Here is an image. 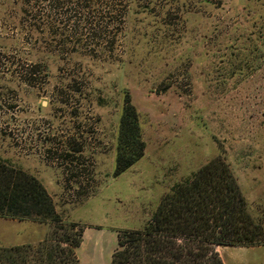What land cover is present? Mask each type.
<instances>
[{
    "label": "rangeland",
    "instance_id": "obj_1",
    "mask_svg": "<svg viewBox=\"0 0 264 264\" xmlns=\"http://www.w3.org/2000/svg\"><path fill=\"white\" fill-rule=\"evenodd\" d=\"M260 30L264 0H0V161L43 184L59 228L76 224L78 264H111L118 232L142 227L214 157L262 232L260 244L217 251L224 264H264ZM232 51L243 67L233 77L220 65ZM126 95L145 151L115 175ZM53 228L0 217V246L37 243Z\"/></svg>",
    "mask_w": 264,
    "mask_h": 264
},
{
    "label": "trees",
    "instance_id": "obj_2",
    "mask_svg": "<svg viewBox=\"0 0 264 264\" xmlns=\"http://www.w3.org/2000/svg\"><path fill=\"white\" fill-rule=\"evenodd\" d=\"M144 151L139 114L126 95L114 174L131 167ZM0 217L54 225L37 243L0 246V264H78L75 249L82 232L74 223L66 231L59 228L61 216L43 184L1 161ZM261 234L228 164L214 157L163 194L142 227L118 232L111 264H224L218 246H253Z\"/></svg>",
    "mask_w": 264,
    "mask_h": 264
},
{
    "label": "flooded vegetation",
    "instance_id": "obj_3",
    "mask_svg": "<svg viewBox=\"0 0 264 264\" xmlns=\"http://www.w3.org/2000/svg\"><path fill=\"white\" fill-rule=\"evenodd\" d=\"M254 31L252 30V31H250V35H248L247 37H246V39H245V41H247V42H249V40H250V38L252 37V36H254ZM257 37L258 38H261V37H264L263 35H262V31L260 30V32H259V34L257 35ZM251 47V49H249V48H246L244 51H248V50H250V51H252V54L254 53V52H256L257 51V47H252V46H250ZM235 49H237L238 50V48L237 47H235ZM241 50H243V49H241ZM248 57V56H247ZM247 57H245V58H247ZM251 57H253V56H251ZM240 58V55L239 54H236L235 53V51H232L231 53H230V55H229V59H227L226 60V62L224 61V59H222L221 61H220V65H223V64H227L231 69H233V71H232V75H231V77H233V76H235L236 74H237V71H238V74H242V69H243V67H242V65H240V63H241V60L239 59ZM243 58V57H242ZM244 58V59H245ZM261 58V57H260ZM254 59V58H253ZM245 63H248V61H244V64ZM251 66H252V64H251ZM251 66H249L248 68H251Z\"/></svg>",
    "mask_w": 264,
    "mask_h": 264
}]
</instances>
